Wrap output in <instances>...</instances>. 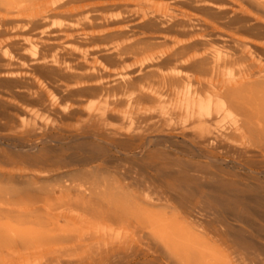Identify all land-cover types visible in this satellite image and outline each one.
<instances>
[{
  "label": "bare ground",
  "instance_id": "6f19581e",
  "mask_svg": "<svg viewBox=\"0 0 264 264\" xmlns=\"http://www.w3.org/2000/svg\"><path fill=\"white\" fill-rule=\"evenodd\" d=\"M0 264H264V0H0Z\"/></svg>",
  "mask_w": 264,
  "mask_h": 264
}]
</instances>
